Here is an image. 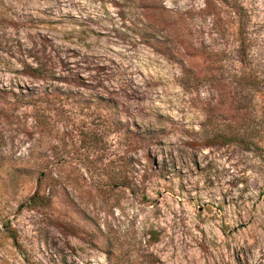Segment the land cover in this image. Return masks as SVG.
I'll return each mask as SVG.
<instances>
[{"label": "rangeland", "instance_id": "rangeland-1", "mask_svg": "<svg viewBox=\"0 0 264 264\" xmlns=\"http://www.w3.org/2000/svg\"><path fill=\"white\" fill-rule=\"evenodd\" d=\"M0 264H264V0H0Z\"/></svg>", "mask_w": 264, "mask_h": 264}]
</instances>
